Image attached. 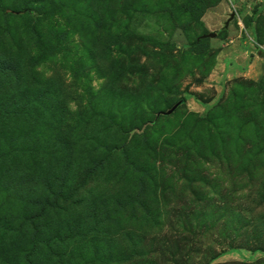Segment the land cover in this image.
<instances>
[{
	"label": "rangeland",
	"instance_id": "obj_1",
	"mask_svg": "<svg viewBox=\"0 0 264 264\" xmlns=\"http://www.w3.org/2000/svg\"><path fill=\"white\" fill-rule=\"evenodd\" d=\"M0 264H264V0H0Z\"/></svg>",
	"mask_w": 264,
	"mask_h": 264
},
{
	"label": "water",
	"instance_id": "obj_2",
	"mask_svg": "<svg viewBox=\"0 0 264 264\" xmlns=\"http://www.w3.org/2000/svg\"><path fill=\"white\" fill-rule=\"evenodd\" d=\"M233 14H231L230 15V17H229V19H228V21L226 22V24H225V26H227L228 25V22H229V20H231L232 18H233ZM182 103V101H179L176 105H174L169 111H168V113H171L172 111H174L180 104Z\"/></svg>",
	"mask_w": 264,
	"mask_h": 264
},
{
	"label": "trees",
	"instance_id": "obj_3",
	"mask_svg": "<svg viewBox=\"0 0 264 264\" xmlns=\"http://www.w3.org/2000/svg\"><path fill=\"white\" fill-rule=\"evenodd\" d=\"M180 101H182V100H180ZM183 102V101H182ZM15 114V113H14ZM34 235L37 237L38 236V234H37V231H35L34 232Z\"/></svg>",
	"mask_w": 264,
	"mask_h": 264
}]
</instances>
